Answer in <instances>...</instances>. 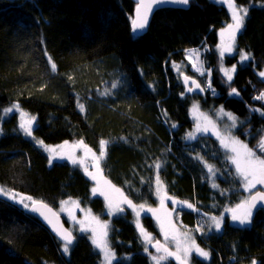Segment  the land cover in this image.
<instances>
[{"label": "trees", "instance_id": "1", "mask_svg": "<svg viewBox=\"0 0 264 264\" xmlns=\"http://www.w3.org/2000/svg\"><path fill=\"white\" fill-rule=\"evenodd\" d=\"M135 8L132 0H0V186L56 210L75 199L108 218L83 169L51 164L39 146L77 141L98 152L106 144L107 181L133 203L157 208L159 180L170 200L187 206L176 211L195 231L201 217H220L243 202L245 191L220 141L194 135L193 99L205 111L232 113L241 122L236 135L263 154L264 81L257 71L264 69V5L249 9L236 38L249 63L232 81L219 70L217 50L218 33L231 20L226 6L191 0L189 10H160L142 37L131 30ZM205 47L217 95H188L174 66L187 63V50ZM186 75L195 76L189 69ZM13 105L35 118L36 140L23 133L16 113L5 116ZM142 220L160 239L154 217ZM194 235L209 257L192 255L190 264H264L263 209L247 226L226 217L220 231ZM109 240L113 264H153L128 211L112 219ZM63 247L36 216L0 197V264H101L89 234L76 237L68 254Z\"/></svg>", "mask_w": 264, "mask_h": 264}, {"label": "rangeland", "instance_id": "2", "mask_svg": "<svg viewBox=\"0 0 264 264\" xmlns=\"http://www.w3.org/2000/svg\"><path fill=\"white\" fill-rule=\"evenodd\" d=\"M219 4H222L227 7L230 12L231 20L228 24L233 23L232 20V12L233 8L229 7V4L235 5L237 11H240L241 15H244L242 9H247L248 11L252 7H259L263 6V3L254 2L249 6H237L234 0H213ZM247 15L245 16L244 20L246 19ZM228 24L225 26L227 28ZM223 28L221 31H223ZM243 28V27H242ZM242 28L237 32L236 38L238 34L241 32ZM219 31V44L217 46L219 56L222 50V45L226 43V39L222 38ZM208 51V48L205 47L204 49H190L186 51V59L187 63L183 64H175V71L179 76V79L182 82V78L188 74V69L190 72L194 73L195 76H191L197 79L201 84L202 87L205 89V92H211L212 95H217V92L211 85V71L206 67L204 62V54ZM235 54H239V58L237 63L234 65H227L225 62L226 57L234 56ZM245 54L242 52H238L236 48V39L233 45L232 52H224V55L221 56V60L219 61V70L223 74V69L229 68L231 69L235 66L236 71L233 73V78L236 75L238 66H245L249 63V57L246 60H241V56ZM264 72V69L258 70L257 74L259 77L264 81V76H261L260 73ZM224 76V74H223ZM225 77V76H224ZM227 80V78L225 77ZM233 80V79H232ZM231 80V81H232ZM228 81V80H227ZM191 106V114L195 124V136H200L203 134H209L215 136L224 147V150L227 152V156L230 159L231 163L236 168V165L232 162V157L235 153L232 152L231 146L234 142H239L236 144L237 147L240 148L241 152H246L247 150H251L254 154L252 159L255 160L256 158L260 160H264V140L261 142V148L263 154L260 155L255 151L253 148L247 145V143L241 140L236 135L237 128L241 125V122L238 118H236L232 113L224 110L223 108H217L212 110H203L200 106V101L198 99H193ZM16 113L20 120V125L25 121L31 120L32 126V135L28 136L27 133L23 128L21 130L23 133L30 139L36 140L33 135V130L36 125V120L30 114L24 112L20 109L18 105H13L5 111V116H9L11 114ZM207 131H204V129ZM223 141V142H222ZM228 144L229 147H225L224 145ZM241 145L246 146V148L240 147ZM40 148L49 156L50 163L53 164L55 161H68L73 163V159L76 163L74 165L80 166L83 171L88 175V173H92L96 178L93 179L92 176L88 175L89 178L93 181V188L96 191L93 192V195L96 197H101L105 201V209L108 218L103 217L102 214H95L93 211L89 209L82 210L79 207V203L75 199H69L57 209V213L64 218L65 221L68 223L69 230L76 236L89 234V237L95 246V249L101 255V264H113L116 260V255L114 250L111 247L110 240H109V232L111 221L113 218L119 216L123 213V211H118L116 209V205L118 204L120 208L125 211H128L131 214V219L136 225L137 229L139 230L146 246L148 249L153 250L152 254V262L153 264H163L165 261L173 260L177 264H190L191 256L196 255L199 258H208L209 252L199 248L195 242V235L196 232L198 235L206 233H211L213 231H220L222 229V225L226 219V217L230 218V221L238 226H247L251 223L241 225L239 221H232L231 219V212L228 210L220 217H201L195 227V231L190 230L188 227L182 224L180 221L179 213H177L176 209L186 208L187 206L180 201H172L168 198L166 191L163 185L157 180L156 186V194L158 198V206L157 208H151L148 205H137L130 201L118 188L113 186L107 179L104 177L102 173V162L105 157L106 153V144L102 145L98 152L91 149L89 146L85 145L83 142H65L60 145H46L45 143H39ZM54 150V151H53ZM87 169V172L85 171ZM237 170V169H236ZM239 173V171L237 170ZM240 174V173H239ZM241 175V174H240ZM242 177V176H241ZM243 180V177H242ZM244 180H243V188L245 191L244 200L249 199L253 193L257 191L264 192V185H256L250 192L244 187ZM101 192L105 193V195H101ZM15 196L16 199L14 200L12 197ZM0 197L9 200L21 208L23 205L19 203L20 198H27L23 195H18L15 192H11L2 186H0ZM130 201V203H124V201ZM35 201L33 199H25V203L29 205L27 209L23 208V210L29 212L31 205ZM112 205L110 207L109 205ZM173 203V207L171 206ZM242 203V202H241ZM234 208V207H233ZM152 209L153 211H149ZM231 209V208H230ZM144 215H152L156 220V223L159 227L160 231V239L159 237L155 236L151 232L145 228L143 224V216ZM220 220V228L217 229L216 219ZM165 233H167V239L165 238ZM175 237V239H173ZM99 242V243H98ZM157 242L161 246L159 249L157 248ZM199 248L208 253L207 257L201 256L197 251L196 248ZM70 250V246H68ZM167 248V251L164 249ZM188 248L189 250L185 252V249ZM64 249V247H63ZM68 250V252H69ZM67 252V254H68ZM170 253L174 255H170ZM177 256L179 259H177ZM155 257V259H153Z\"/></svg>", "mask_w": 264, "mask_h": 264}, {"label": "snow or ice", "instance_id": "3", "mask_svg": "<svg viewBox=\"0 0 264 264\" xmlns=\"http://www.w3.org/2000/svg\"><path fill=\"white\" fill-rule=\"evenodd\" d=\"M166 2H172V0H166ZM175 2H179L184 5H188L189 0H175ZM150 5L145 6L141 4V8L144 9V12L142 15H140V18L138 21H133L134 30L140 29L143 30L146 27V24L148 22V11L150 10ZM230 8H233L232 12V20L233 23L228 24L227 28H225L223 31H221L220 35L222 38L226 39V43L222 45V50L220 55L223 56L224 52H232L233 51V45L236 39L237 32L243 27L244 24V18L247 15V9H242L244 15L240 14V11H237L235 8V5L229 4ZM141 9H137L138 14L140 13ZM248 59L247 54H243L241 56V60ZM236 71L235 66H233L231 69L225 68L223 69V74L227 78L228 81H231L233 79V73ZM261 76H264V72L260 73ZM198 88L200 87L199 84L196 85ZM233 92H235V89H232ZM259 99H264V96L259 97ZM21 128L25 130L28 136L32 135V126H31V120L25 121L20 125ZM204 131H207L205 128ZM191 136V134H189ZM223 142V141H222ZM239 142H234L231 146V150L235 155L231 158L232 162L236 165V169L239 171L241 176L244 180V187L250 192L253 188L256 187V185H264V160H260L256 158L255 160L252 159L253 153L251 150H247L246 152H241L240 148L236 146ZM226 148L229 147L228 144L224 145ZM240 147L246 148V146L241 145ZM54 151V150H53ZM73 163H76V161L73 159ZM87 172V169H85ZM88 175L92 176L93 179L96 177L92 173H88ZM96 190L93 189V192ZM101 195H105V193L101 192ZM14 200L16 199L15 196L12 197ZM25 199L30 200L31 197L27 198H20L19 203L23 205V208L27 209L29 205L25 203ZM264 201V193L258 192L256 195L251 196L249 199L243 201L242 203L237 204L234 208L229 209L231 212V219L232 221H239L241 225H245L250 223V220L253 215V209L257 206V201ZM35 203V202H34ZM124 203H130V201L125 200ZM112 207L111 203L109 205ZM189 208H191V205H188ZM41 208H47V205H40V207H33L32 211L39 212L41 216L49 224H52L53 227H56L54 221L52 218H50L48 215H46L44 212L41 211ZM116 209L118 211H123L122 208L119 207V205H116ZM50 211V210H49ZM149 211H153L152 209H149ZM54 215V214H53ZM216 219V218H213ZM216 228H220V220L216 219ZM61 235L63 236V239L67 241V243L64 245V252H68L69 248L68 245L71 243V235L70 234H64L61 232ZM165 238L167 239V233H165ZM175 239V237H173ZM99 243V242H98ZM161 246L159 245V242H157V248L159 249ZM167 251V248L164 249ZM189 249L186 248L185 252H187ZM196 251L203 257H207L208 253L196 248ZM170 255H174L170 253ZM155 259V257L153 258ZM177 259L179 257L177 256ZM183 264V262H182Z\"/></svg>", "mask_w": 264, "mask_h": 264}, {"label": "water", "instance_id": "4", "mask_svg": "<svg viewBox=\"0 0 264 264\" xmlns=\"http://www.w3.org/2000/svg\"><path fill=\"white\" fill-rule=\"evenodd\" d=\"M136 4V8L134 10L133 14V21H138L140 18V15L143 14L144 9L141 8V4L145 6H151L150 10L148 11V22L146 24V27L143 30L135 29L133 23L131 24V30L132 34L136 37H142L144 36L151 25L152 19L154 15L160 11L165 9H179V10H189L191 6V0H189L188 5L181 4L179 2H175V0H172V2H166V0H132ZM137 9H141L140 13L138 14ZM182 83L186 89V92L188 95H204L205 89L202 87V85L199 83V81L193 77L190 76H184L182 78ZM199 84L200 87L198 88L196 85ZM258 192L264 193L263 191H257L252 194L256 195ZM40 205H47V208H41V211L44 212L46 215H48L50 218L53 219L56 227H53L52 224H49L47 220L43 218V216L40 215L39 212L32 211V208L40 207ZM264 210V201H257V206L253 209V212H256L258 210ZM50 210V211H49ZM29 213L36 216L38 220L41 222V224L63 245L67 243L63 239V236L61 235V232L64 234H70L71 235V243L68 246H73L76 242V236L69 230L68 226L66 225V222L62 216H60L56 209L47 204L43 201L35 202L31 205ZM123 213L125 214L126 211L123 210ZM54 214V215H53Z\"/></svg>", "mask_w": 264, "mask_h": 264}, {"label": "bare ground", "instance_id": "5", "mask_svg": "<svg viewBox=\"0 0 264 264\" xmlns=\"http://www.w3.org/2000/svg\"><path fill=\"white\" fill-rule=\"evenodd\" d=\"M133 23V22H132ZM18 195H20V194H18ZM24 196V195H23ZM37 202V201H36ZM20 207V206H19ZM21 208V207H20ZM54 208V207H53ZM23 209V208H22ZM57 211V210H56Z\"/></svg>", "mask_w": 264, "mask_h": 264}, {"label": "flooded vegetation", "instance_id": "6", "mask_svg": "<svg viewBox=\"0 0 264 264\" xmlns=\"http://www.w3.org/2000/svg\"><path fill=\"white\" fill-rule=\"evenodd\" d=\"M200 83V82H199Z\"/></svg>", "mask_w": 264, "mask_h": 264}]
</instances>
